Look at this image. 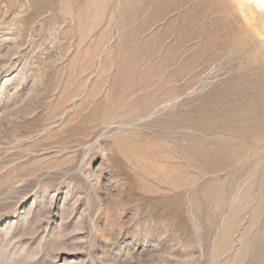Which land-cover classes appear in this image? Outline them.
<instances>
[{
	"label": "rangeland",
	"instance_id": "obj_1",
	"mask_svg": "<svg viewBox=\"0 0 264 264\" xmlns=\"http://www.w3.org/2000/svg\"><path fill=\"white\" fill-rule=\"evenodd\" d=\"M0 264H264V0H0Z\"/></svg>",
	"mask_w": 264,
	"mask_h": 264
}]
</instances>
